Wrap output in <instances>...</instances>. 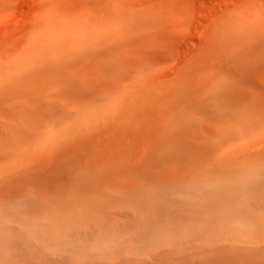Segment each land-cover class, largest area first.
<instances>
[{
	"label": "rangeland",
	"instance_id": "1",
	"mask_svg": "<svg viewBox=\"0 0 264 264\" xmlns=\"http://www.w3.org/2000/svg\"><path fill=\"white\" fill-rule=\"evenodd\" d=\"M260 3L0 0V264H264ZM205 62L255 105L223 156Z\"/></svg>",
	"mask_w": 264,
	"mask_h": 264
},
{
	"label": "snow or ice",
	"instance_id": "2",
	"mask_svg": "<svg viewBox=\"0 0 264 264\" xmlns=\"http://www.w3.org/2000/svg\"><path fill=\"white\" fill-rule=\"evenodd\" d=\"M83 7L87 9L89 4L86 2ZM261 33L264 34V0H261L259 15L257 18ZM235 57H241V50L234 49L231 53ZM61 63L70 64L74 59V53H69L64 57L58 58ZM246 64H252L253 61L250 58H244ZM186 74L199 75L202 82L207 83V95L217 101L215 115L217 117L215 121L216 131L214 133L215 143L217 145V155L223 156L226 150H221L220 145L226 143H242L243 141L236 135L237 127V116L242 109L252 108L254 110L255 105H250L245 103L243 105L230 103L223 99L224 93L231 89L238 87L235 81L226 80L223 76L219 75L214 67L205 62L202 65H197L194 67H189L186 69ZM246 94L251 95L253 100L256 98V93L252 88H247L245 90ZM259 118L261 129L264 131V88L259 92ZM115 106L119 107V102L117 101ZM86 122V121H85ZM35 127V140H29L27 147H38L43 141L45 144L55 143L59 138H62L67 133L60 127V125L53 121L50 125L46 126L43 118H37ZM3 159L5 160V170L4 176L7 177L15 171L12 166L11 154L5 151Z\"/></svg>",
	"mask_w": 264,
	"mask_h": 264
},
{
	"label": "bare ground",
	"instance_id": "3",
	"mask_svg": "<svg viewBox=\"0 0 264 264\" xmlns=\"http://www.w3.org/2000/svg\"><path fill=\"white\" fill-rule=\"evenodd\" d=\"M252 225V224H251Z\"/></svg>",
	"mask_w": 264,
	"mask_h": 264
}]
</instances>
